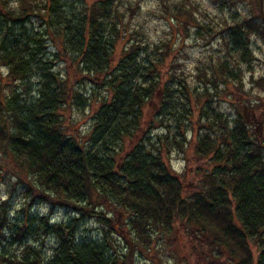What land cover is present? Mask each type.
Instances as JSON below:
<instances>
[{
  "label": "trees",
  "instance_id": "16d2710c",
  "mask_svg": "<svg viewBox=\"0 0 264 264\" xmlns=\"http://www.w3.org/2000/svg\"><path fill=\"white\" fill-rule=\"evenodd\" d=\"M169 1L159 0L164 12L173 19L185 14L188 30L193 8L185 2L173 8ZM13 2L0 0V69L7 70L0 78V178L8 190L0 204V247L9 233L22 255L11 259L0 250L1 264H128L135 253H160L166 238L178 243L180 234L200 241L194 252L208 250L210 263L264 264V140L254 129L258 119L242 113L253 106L240 95V66L254 59L250 35L264 44L262 12L253 9L230 30L236 57L200 70L193 87L172 42L158 45L131 30L138 4ZM32 17L39 29L30 25ZM121 40L127 45L119 56ZM60 65L78 72L64 73ZM33 77L36 97L24 98ZM91 82L98 91L86 94ZM252 85L264 91V76H252ZM223 96L234 113L222 109ZM75 108L91 110L86 132L66 118ZM189 129L198 133L192 142ZM188 149L199 163L192 189L185 188L187 174H175L167 162ZM14 195L22 200V215L12 223ZM40 204L50 214L35 218L30 210ZM57 210L73 217L52 224ZM121 217L132 239L118 263L110 255L115 248L82 238L79 224L97 221L107 236L118 233ZM50 238L56 246L47 258L43 247Z\"/></svg>",
  "mask_w": 264,
  "mask_h": 264
},
{
  "label": "rangeland",
  "instance_id": "374dc122",
  "mask_svg": "<svg viewBox=\"0 0 264 264\" xmlns=\"http://www.w3.org/2000/svg\"><path fill=\"white\" fill-rule=\"evenodd\" d=\"M13 6L14 0H8ZM79 1V0H74ZM41 2V0H38ZM172 5H179L181 2H185L187 8L190 6L193 8V17L190 18V24H188V30H186V24L184 19L187 16L184 14L182 17H177L182 22H178L176 19L171 18L164 12V8L160 5L159 0H129V3L135 7L139 5L138 14H135L134 19L131 21V30H139L146 35L152 43L162 45L166 42H172L173 57H176L177 62L181 65V69L185 72L188 80L192 82V86H198V76L200 70H208L218 58L226 57L227 60L236 57L235 53L230 52V49H235V45L231 40V29L234 28L244 17L250 16L251 11L254 9L258 15L261 11L264 17V0H170ZM127 5V4H126ZM173 7V6H172ZM174 8V7H173ZM127 8H123L125 11L126 20H128ZM40 21L36 17L31 18L30 25L35 29H39ZM251 36V49L254 52V59H249L247 63L240 66L243 77L244 90L240 95H243L244 101L250 103L253 106L252 111L246 109L245 114L248 120L252 118L256 120L257 126L254 129H258L261 139L264 140V91L260 88L253 87L252 76L255 81H259V78L264 76V44L255 35ZM126 40L118 42L116 52L120 56L123 49L126 47ZM60 71L67 74H74L78 72L75 67L60 65L58 67ZM7 74V70L0 69V78L4 81V77ZM79 74V73H78ZM7 83V82H6ZM38 81L36 77H33L29 85V90L23 92L22 97L32 99L36 97V90L38 88ZM86 94L98 91L96 85L92 82L86 86ZM12 86H9L7 94L10 95ZM89 90V91H88ZM230 90L236 91L233 88ZM224 95V94H223ZM90 96V95H88ZM242 97V96H241ZM221 98V97H220ZM230 97H222V106L225 113H234L232 107L229 105ZM233 100V99H232ZM234 102V101H233ZM153 107L145 109V120L152 114ZM253 112V114H252ZM70 121L76 122V125L81 132H86L93 122V116L90 108L80 111L77 108L74 109L72 114H67ZM253 122V121H252ZM188 140H194L197 136V130L193 129L188 131ZM190 147V146H189ZM1 157V156H0ZM169 163L172 171L181 175L186 173L187 177L184 180L185 188L192 189L193 185L191 180L195 177L196 168L199 165L197 160L194 159L192 151L187 150L186 154H181L177 151L171 154ZM8 200V190L0 178V204ZM30 214L35 218H40L50 214V207L46 205H36L31 208ZM22 215V200L15 196L8 202V218L12 223L16 222ZM73 217L71 212L66 210H57L52 216V224L67 222L70 217ZM121 225L117 226V234L105 235L104 229L97 221L89 220L83 221L79 224V232L82 238H94L100 241H105L107 244H111L115 248V253L112 251L110 255L112 259H117L118 263L124 260V255L129 253L125 240H131L132 238L125 233L127 226L124 222V217H121ZM8 232V231H7ZM184 234L178 236V243L176 239L171 240L172 244L168 243L166 238L165 242H160L161 251L155 249L154 252L148 253L142 251L141 253H135L132 261L126 259L128 264H203L207 259L204 257L206 251L201 248L197 254V242L189 238H184ZM122 236V237H121ZM182 237V238H181ZM133 241V240H132ZM174 243V244H173ZM198 243H201L200 241ZM39 245L40 243H35ZM155 245L158 246L156 243ZM171 245V246H170ZM55 239L50 238L46 241L44 253L47 258L53 255L55 249ZM183 246L185 249L183 250ZM182 248V249H179ZM0 250L6 254L8 258L15 259L22 255V248L18 244H13L10 239V234L5 232L2 238V244ZM177 250V251H176ZM174 251H176L174 253ZM195 251V252H194ZM173 255V256H172ZM1 264V262H0Z\"/></svg>",
  "mask_w": 264,
  "mask_h": 264
},
{
  "label": "flooded vegetation",
  "instance_id": "af4514ba",
  "mask_svg": "<svg viewBox=\"0 0 264 264\" xmlns=\"http://www.w3.org/2000/svg\"><path fill=\"white\" fill-rule=\"evenodd\" d=\"M204 257L207 259L206 263L203 262V264H214V261L212 260V262L210 263V260L212 259V257L210 255L205 254Z\"/></svg>",
  "mask_w": 264,
  "mask_h": 264
}]
</instances>
